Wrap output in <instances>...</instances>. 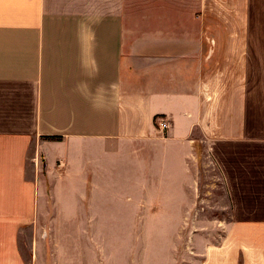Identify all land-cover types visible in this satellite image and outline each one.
<instances>
[{
  "label": "crops",
  "instance_id": "0c3cea01",
  "mask_svg": "<svg viewBox=\"0 0 264 264\" xmlns=\"http://www.w3.org/2000/svg\"><path fill=\"white\" fill-rule=\"evenodd\" d=\"M124 209L198 210L193 264H264V0H0V264Z\"/></svg>",
  "mask_w": 264,
  "mask_h": 264
},
{
  "label": "rangeland",
  "instance_id": "374dc122",
  "mask_svg": "<svg viewBox=\"0 0 264 264\" xmlns=\"http://www.w3.org/2000/svg\"><path fill=\"white\" fill-rule=\"evenodd\" d=\"M216 199L221 202L218 196ZM205 211L211 215L210 210ZM168 212L178 216L176 210ZM147 213L148 210H117L121 223L100 224L95 218L83 225H44L48 237L53 230V244L57 242L59 247L53 259H43L44 264H193L189 251L198 249L201 243L198 231H212V226L198 225V210H186V223L182 214L181 218L172 219L169 214L163 217L158 210H151L154 217L149 218ZM101 215V210H91L92 217ZM223 216L220 213L219 217Z\"/></svg>",
  "mask_w": 264,
  "mask_h": 264
},
{
  "label": "built area",
  "instance_id": "2783aa9c",
  "mask_svg": "<svg viewBox=\"0 0 264 264\" xmlns=\"http://www.w3.org/2000/svg\"><path fill=\"white\" fill-rule=\"evenodd\" d=\"M169 127V122L166 118L164 117H158L157 118V129L160 132H165L167 130V128Z\"/></svg>",
  "mask_w": 264,
  "mask_h": 264
},
{
  "label": "trees",
  "instance_id": "16d2710c",
  "mask_svg": "<svg viewBox=\"0 0 264 264\" xmlns=\"http://www.w3.org/2000/svg\"><path fill=\"white\" fill-rule=\"evenodd\" d=\"M47 139H57L58 137H53V136H48V137H45Z\"/></svg>",
  "mask_w": 264,
  "mask_h": 264
}]
</instances>
